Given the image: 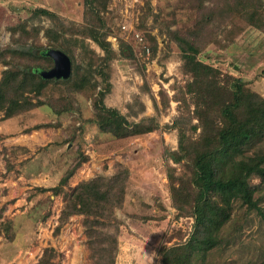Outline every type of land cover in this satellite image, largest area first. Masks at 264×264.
Masks as SVG:
<instances>
[{
	"label": "trees",
	"instance_id": "obj_1",
	"mask_svg": "<svg viewBox=\"0 0 264 264\" xmlns=\"http://www.w3.org/2000/svg\"><path fill=\"white\" fill-rule=\"evenodd\" d=\"M112 2L86 0L80 24L66 23L59 14L39 7L33 9L26 20L9 28L10 43L0 45V66L5 68L0 78V123L18 120L22 126L35 119L36 111L44 107L58 120L73 116V121L81 122L78 126L75 123L69 125V137L57 139L54 145L61 156L68 159L59 178L54 177L57 173L51 170L54 161L46 164V159L44 165L41 160L36 162L30 157L21 166L28 165L32 169L26 174L29 178L41 173L53 175L55 184L36 189L38 194L52 193L45 201L49 206L52 205L51 196H62L63 206L53 234L60 235L72 217L82 216L85 246L91 264H117L123 234V222L117 212L130 202L131 172L123 163L116 162L112 175L98 174L72 187L70 180L90 160V156L78 151L79 156L70 160L62 148L74 144L76 137L84 134L85 124L97 127V139L106 136L105 139L117 142L156 131L177 130L178 149L170 156L178 163L185 162L190 176L188 186L192 185L190 197L194 198L192 205L176 207L177 217H191L194 224L186 239L184 234H180V240L175 244L161 243L157 254L161 264H207L209 253L225 240L224 228L232 221L234 211L260 212L261 200L257 195L264 186V96L250 88L239 75H227L226 79H221V71L211 64L225 58L239 39L250 31H257L264 38V0H179L180 6L187 7L189 15L184 14V17L189 25L175 29L174 25H178L175 17L162 19L160 13H154L151 0H144L143 14L136 30L147 42L144 47L151 50L149 59L154 60L160 51L158 38L152 35L154 28L147 27L150 17H153L155 24L160 26L159 37L166 38L163 58L174 52L180 54L181 72L187 82L186 93L193 96L195 103L194 106L187 103L184 95L177 98L178 102H184L181 111L186 119L177 118L173 125L166 127L160 124L158 106H155L157 116L141 117L146 111L141 96L149 92L146 83L141 93L134 95L126 105L127 114L106 103V98L113 91L112 65L117 56L108 40L112 29L105 16ZM207 35H212L210 44L213 49L204 43ZM51 48L59 49L71 58L72 76L69 80H44L36 73L37 69L53 67V61L42 55L44 50ZM127 51L129 56H135L132 45L120 40L119 53L127 56ZM234 66L233 72L241 74L238 65ZM261 73L264 76V70ZM162 98L163 108H168L170 99ZM84 102L90 104L88 109L92 110L87 118L84 117ZM192 107H195L192 113L204 124L202 128L214 126L217 129L213 146L196 153L189 149L186 141L192 123ZM26 127L10 134H30L49 128L57 130L62 127V121L44 120ZM205 141L207 139L203 135L199 143L204 144ZM28 152L25 147H16L13 154ZM255 179L260 181L258 185L253 184ZM141 205L149 206L145 201ZM38 208L37 205L33 212ZM2 214L1 211L0 217ZM38 216L40 222L46 223L51 209ZM130 217L147 219L138 214ZM33 218L27 216L26 220L31 222ZM22 228L21 231L16 230L12 220L0 221V235L10 246L16 245L20 234L27 231L26 226ZM173 237H169V242ZM63 259L62 253L49 247L36 264H62Z\"/></svg>",
	"mask_w": 264,
	"mask_h": 264
},
{
	"label": "rangeland",
	"instance_id": "obj_2",
	"mask_svg": "<svg viewBox=\"0 0 264 264\" xmlns=\"http://www.w3.org/2000/svg\"><path fill=\"white\" fill-rule=\"evenodd\" d=\"M151 4L154 13H160L162 19H177L178 25H174L173 29L189 25L184 17V14H188L187 7L180 6L179 0H151ZM143 6L144 0H113L105 13L112 29V40L109 41L117 53L112 65L115 89L106 98V103L127 114L126 105L134 95L141 93V88L145 87L146 83L149 92L142 93L141 96L146 104V111L141 117L157 116L155 106H158L162 127L171 126L176 117L186 119L180 110L184 102H178L177 98L184 95L187 103L192 105L194 98L186 93L187 82L185 83L186 77L181 72L180 54L174 52L163 58L166 53L163 50L166 38L159 37L160 26L159 23L155 24L153 17H150L147 27L154 28L152 35L158 38L160 51L154 60L149 59L151 50L146 51L144 45L146 46L147 42L142 33L136 30L143 14ZM39 7L59 14L66 23L80 24L86 10V0H0V45L10 43L9 28L12 25L26 20L31 11ZM223 15L226 17L227 14L223 12ZM124 25L127 26L126 29ZM137 34L143 37V42L137 38ZM211 39L212 35H207L204 43L213 49ZM120 40L132 45L134 57L129 56L128 51L127 56L119 53ZM93 47L98 49L94 44ZM235 64L240 68L241 74L233 72ZM211 66L221 71V79H226L227 75H239L246 80L250 88L264 96V76L261 73L264 70V38L257 31H250L244 38H240L225 58L216 60ZM4 69L0 66V78ZM162 96L170 99L168 108H163ZM83 105L84 117H90V104L84 102ZM147 107L151 111H147ZM194 110L195 107H192V123L186 141L189 149L196 153L201 151L200 149L213 146L217 129H214V126L202 128L204 124L192 113ZM35 116V119L28 120L22 126L18 120L0 123V212H3L0 221L12 220L19 231L24 229V226L27 228L26 232L20 234V239L16 240V245H7L4 236L0 235V264H36L43 251L49 247L64 255L62 264H91L85 246L83 217H72L60 235L55 236L53 233L63 206L62 196H51L52 205L49 206L45 201L52 193L38 194L36 190L37 187L55 184L54 177L59 178L62 170L66 169L65 163L68 159L61 156L60 150L54 145L57 139L69 137V125L75 123L78 126L81 122L73 121V116H64L58 120L45 107L37 110ZM44 120L62 121V127L57 130L42 129L30 134L19 131L17 134H10L13 130L23 131L30 123H41ZM84 127V134L78 135L74 144L65 145L61 150L63 153L67 152L70 160L76 159L80 151L90 156V160L70 180V186L74 187L98 174L112 175L116 162L127 166L131 172L128 189L130 202L123 210L117 212L123 222L117 264H161V258L157 254L159 245L177 243L180 234H184L186 239L194 224L191 217H177V206H189L194 203V198L190 197L192 185L188 186L190 176L185 162L178 163L170 156V153L178 149V131L167 129L117 142L105 139V135L97 139L99 131L92 124H85ZM203 135L207 139L204 144L199 143ZM16 147H25L29 152L24 155L13 154ZM30 157L36 162L41 160L44 165L46 159V164L54 161L51 170L57 175L53 177L52 174L41 173L33 178L27 177L26 174L32 169L28 165L22 167L21 164ZM173 169L176 171L173 172ZM259 183L257 179L253 181V184ZM257 196L261 200L260 212L248 214L245 209L241 212L234 211L232 221L224 228L225 240L209 253L207 264H261L264 261V186ZM142 201L149 206L143 207ZM37 205L39 208L33 212ZM49 208L51 216L43 224L38 214ZM132 214L147 219H134L130 217ZM27 216L34 218L28 222ZM171 236L174 237L169 242ZM20 240L22 242H18Z\"/></svg>",
	"mask_w": 264,
	"mask_h": 264
},
{
	"label": "water",
	"instance_id": "obj_3",
	"mask_svg": "<svg viewBox=\"0 0 264 264\" xmlns=\"http://www.w3.org/2000/svg\"><path fill=\"white\" fill-rule=\"evenodd\" d=\"M43 56L53 61V67L46 69H37L36 73L44 80H69L72 76V60L59 49H46L42 52Z\"/></svg>",
	"mask_w": 264,
	"mask_h": 264
},
{
	"label": "crops",
	"instance_id": "obj_4",
	"mask_svg": "<svg viewBox=\"0 0 264 264\" xmlns=\"http://www.w3.org/2000/svg\"><path fill=\"white\" fill-rule=\"evenodd\" d=\"M110 39H112L111 37L108 39V40H110ZM182 66V65H181ZM112 83H113V91H112V93L114 92V89H115V85H114V80H112ZM111 93V94H112ZM146 105V104H145ZM113 108H115V107H113ZM183 109V107H181V109L180 110H182ZM150 110V108L149 107H147V111H149ZM151 111V110H150ZM148 114H150V113H148ZM149 117H151L150 115H149ZM177 118H179V117H176L175 118V120L177 119ZM174 120V121H175ZM174 123V122H173ZM160 124H161V126H162V123H161V121H160ZM173 125V124H172ZM177 138H178V132H177ZM178 140V139H177Z\"/></svg>",
	"mask_w": 264,
	"mask_h": 264
},
{
	"label": "built area",
	"instance_id": "obj_5",
	"mask_svg": "<svg viewBox=\"0 0 264 264\" xmlns=\"http://www.w3.org/2000/svg\"><path fill=\"white\" fill-rule=\"evenodd\" d=\"M124 28L126 29V28H127V26H126V25H124ZM137 38H138V39H139L141 42H143V41H144L143 37H141L139 34H137ZM110 40H112V39H110ZM114 40H116V38H114ZM149 50H150L149 48H147V49H146V51H147V52H149Z\"/></svg>",
	"mask_w": 264,
	"mask_h": 264
}]
</instances>
